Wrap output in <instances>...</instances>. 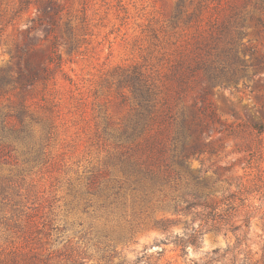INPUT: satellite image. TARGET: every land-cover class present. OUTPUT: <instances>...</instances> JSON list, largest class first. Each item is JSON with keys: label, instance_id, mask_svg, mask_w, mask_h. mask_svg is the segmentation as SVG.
Returning <instances> with one entry per match:
<instances>
[{"label": "rangeland", "instance_id": "obj_1", "mask_svg": "<svg viewBox=\"0 0 264 264\" xmlns=\"http://www.w3.org/2000/svg\"><path fill=\"white\" fill-rule=\"evenodd\" d=\"M176 2L0 0V77L5 75L7 91L0 96V115L22 99L27 111L22 132L15 117L4 120L0 176L10 181V190L9 200L0 203V262L13 252L22 256L27 222H36L32 242L48 243L43 247L53 264H187L235 244L233 232H205L199 248L187 247L181 258L172 238L201 224L193 215L201 207L173 215L155 200L146 208L136 199L133 206L134 195L125 190L114 202L112 178L122 174L112 165L102 128L110 132L128 113L123 80L131 68L153 64L169 50L164 30ZM244 32L240 43L264 61V30ZM20 70L36 75L33 84L23 90L15 83L10 90L4 78L14 79ZM209 100L222 124L209 136L213 152L188 160L187 181L214 205L238 183L252 190L236 214L237 223L250 216L240 246L250 251L249 260L236 264H255L264 240V131L253 126L264 127V68L249 69V78L236 84L215 85ZM160 219L177 222L163 232L153 225Z\"/></svg>", "mask_w": 264, "mask_h": 264}, {"label": "trees", "instance_id": "obj_2", "mask_svg": "<svg viewBox=\"0 0 264 264\" xmlns=\"http://www.w3.org/2000/svg\"><path fill=\"white\" fill-rule=\"evenodd\" d=\"M187 1L191 4L189 11ZM246 27L264 30V0H177L164 30L168 34L169 50H164L153 64L142 63L131 68L123 80L129 91L128 113L120 124L110 127V132L107 127L102 128L101 134L110 139L112 165L122 174V178H112L114 202L125 190L134 195L133 206L136 199L148 204L146 208L155 200L158 208L173 215L191 214L197 207L203 209L193 214L201 224L187 226L182 234L173 236L172 243L180 248L179 257H187V247L198 249L205 232L225 231L236 235L232 247L223 252L213 249L198 260H188L187 264H236L249 260L250 251L245 252L240 246L249 230L250 216L237 223L236 214L244 195L252 190L238 183L235 191L227 192L220 204L214 205L205 202L203 194L193 190L187 181L188 160L213 152L209 136L216 124H222L209 100L211 89L215 85L236 84L240 78L248 79L249 69L257 72L264 68L263 59L250 46L240 43ZM246 55L249 63L243 57ZM35 76L20 70L16 78L4 79L11 83L10 90L15 88V83L27 90ZM3 77H0V96L7 93L2 90ZM26 116L23 99L17 108L0 115V147L6 138L5 118L15 117L22 132L26 129ZM253 128L260 133L264 131L262 126ZM9 190L10 181L0 176V203L9 200ZM176 222L160 219L153 225L167 232ZM27 224L29 232L19 246L23 249L22 256L13 252L14 257L0 264H53L51 252L43 247L48 243L32 242L30 233L36 222ZM45 225L50 228V221ZM43 235L48 238V232ZM164 242L169 240L160 243ZM261 251L262 257L255 264H264V240ZM70 264L82 262L74 259Z\"/></svg>", "mask_w": 264, "mask_h": 264}]
</instances>
